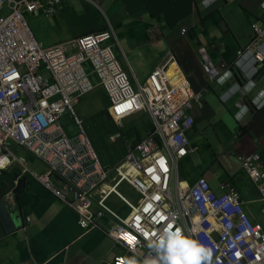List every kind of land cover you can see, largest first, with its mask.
<instances>
[{
  "label": "crops",
  "instance_id": "0c3cea01",
  "mask_svg": "<svg viewBox=\"0 0 264 264\" xmlns=\"http://www.w3.org/2000/svg\"><path fill=\"white\" fill-rule=\"evenodd\" d=\"M31 15L44 16L42 10ZM46 18L61 34L56 44L102 32L109 26L112 38L107 45L134 89L169 59L186 76L194 92L206 89L200 100L192 104L193 126L185 133L191 152L177 162V177L188 185L202 177L217 195L221 193L220 184L228 185L238 196L247 219L262 227L260 196L238 157L257 154L259 163L255 168L264 171V67L258 71L254 87L246 93L229 94L227 90L244 82L233 62L236 52L250 43L251 27L264 29L263 0H231L210 9H202L200 0H59L53 14ZM201 57L209 60L223 79L229 71L233 78L224 86L209 81L201 69ZM246 66L249 68V64ZM83 70L94 86L90 93L95 96L89 104L100 102L107 109V98L90 65L84 64ZM174 71L172 66L170 73ZM81 98L73 105L77 114L83 112ZM239 104L255 105V110L251 107L253 110L241 124L234 121L240 113ZM143 115L146 113H136L118 124L104 117L118 129L132 118L129 126L132 129L123 136H108V165L97 151L108 172L100 189L113 186L112 169L128 148L146 136L149 124L143 123ZM10 150L24 159L28 172L22 174L16 163L0 172V202L12 203L6 207L13 223L12 228H7L0 220V264H108L115 256L123 255V250L104 234L113 225L108 215L95 217L98 229L84 234L77 225L76 213L33 178L32 175L44 174V165L21 148L10 147ZM115 191L130 204H138L140 197L128 184L120 183ZM98 193L92 198L90 208L94 214L99 211L95 204ZM120 198L110 195L105 204L115 215L124 218L129 210Z\"/></svg>",
  "mask_w": 264,
  "mask_h": 264
},
{
  "label": "built area",
  "instance_id": "2783aa9c",
  "mask_svg": "<svg viewBox=\"0 0 264 264\" xmlns=\"http://www.w3.org/2000/svg\"><path fill=\"white\" fill-rule=\"evenodd\" d=\"M4 3L34 8L31 0H0V6ZM252 30L256 38L263 37L264 31ZM107 39V34L91 35L41 50L16 15L0 19V169L16 161L7 149L8 141L23 147L46 166L45 174L36 180L77 213L79 228L87 232L96 227L91 198L106 172L84 133L68 138L57 122L64 111L72 112L74 96L92 89L81 67L88 61L114 120L136 112H145L151 119L150 135L128 151L124 166L114 169L116 184L127 182L141 194L140 204L133 207L124 201L131 214L122 219L104 204L116 185L98 194L97 216L112 218L107 235L124 252L109 264H123L126 257L141 264L154 258L148 241L169 222L209 249V264H264L263 229L248 221L232 189L220 185L222 193L217 196L202 177L192 185H178L173 193L169 188V165L174 168L175 161L190 152L184 133L193 125L192 104L204 89L194 92L181 73L169 75L171 65L166 63L134 90L109 48L100 45ZM255 58L262 61L260 53ZM40 64L49 77L37 73ZM201 67L213 80L215 72L203 58ZM238 161L256 185L264 217V171L255 168L259 157L241 156ZM17 162L22 166V160ZM125 235L132 237L131 244L123 239Z\"/></svg>",
  "mask_w": 264,
  "mask_h": 264
},
{
  "label": "clouds",
  "instance_id": "9594fccd",
  "mask_svg": "<svg viewBox=\"0 0 264 264\" xmlns=\"http://www.w3.org/2000/svg\"><path fill=\"white\" fill-rule=\"evenodd\" d=\"M11 1V0H10ZM14 1H19V0H14ZM32 2H33V4H34V8L32 9V10H28L27 8H26V6H25V4H20V5H18V6H16L14 3H13V5L12 4H10V5H8L7 3H4V4H2L1 6H0V19H10V18H12V17H14L15 15L18 17V19H19V21H23L24 23H25V25H26V27H27V29H28V32H29V34H30V36L33 38V40L35 41V43L38 45V47L41 49V50H48V49H51V48H53V47H56V46H59V45H64V44H66V43H68V42H71V41H73V40H75V39H78V38H80V37H85V36H91V35H101V34H107L108 35V39L107 40H105L103 43H101L100 45L102 46V47H107V48H109V50L111 51V53L113 54V56L115 57V59H116V61H117V58H116V56H115V54L113 53V51L110 49V47L107 45V43L109 42V40L112 38V32H111V29H110V27L109 26H107V28H106V30H104V31H102V32H98V33H91V34H87V35H82V36H77V37H75V38H73V39H71V40H69V41H66V42H63V43H61V44H56V45H53V46H51V47H49V48H41V46L36 42V40H35V38H34V36H33V34H32V32H31V30L29 29V27H28V25H27V23L25 22V20H24V18H23V14L24 13H28V14H33V13H35V12H37L38 10H42V14L45 16V17H48V16H50V15H52L53 14V12H54V8L59 4V0H31ZM42 1H45L43 4L41 3ZM231 0H203L202 2H201V0H200V6H201V8L202 9H210L211 7H213L214 5H216V4H219V3H221V4H224V3H228V2H230ZM44 5V6H43ZM263 7H264V0H263ZM253 27H255V28H257V29H259V30H261V31H264V29H261V28H258L257 26H255V25H253L252 27H251V34H252V36H251V41H250V43L245 47V48H243L242 50H239V51H237L236 52V60L233 62V67L242 75V77H243V79H244V82H242V83H239V84H236V85H232L227 91L228 92H230L229 94H235V93H239L240 95L242 94V93H246L248 90H249V88H251V87H254V85H255V82H254V80H255V78H256V76H257V74H258V71L262 68V67H264V33H263V37L262 38H256V36L254 35V33H253V30H252V28ZM183 31H185V30H183ZM182 32V31H181ZM182 33H184V32H182ZM258 53H260V55H261V57H262V61H258L256 58H255V55L256 54H258ZM204 60H206V62L210 65V67L213 69V71L215 72V75H214V79L213 80H211V82H216V83H218V84H220L221 86H224L225 84H226V82H228L230 79H232L233 78V73H232V71H229V72H227V73H225L226 74V78L225 79H223L222 78V76L220 75V73L213 67V65H212V63L209 61V60H207V59H204ZM118 62V61H117ZM201 62H202V57L200 58V66H201ZM89 64V62L88 61H86V62H84L83 64H82V69H83V65L84 64ZM166 63H170V69H171V67L172 66H174L175 67V71L174 72H179V73H181V71L179 70V68L177 67V65L174 63V62H172L170 59L166 62ZM165 63V64H166ZM118 64H119V62H118ZM247 64H249V68L246 66ZM90 65V64H89ZM164 65V64H163ZM162 65V66H163ZM119 66H120V64H119ZM90 67H91V65H90ZM120 68H121V66H120ZM170 69H169V75H172L173 73H170ZM201 69H202V67H201ZM91 70H92V68H91ZM121 70H123L122 68H121ZM37 73L39 74V75H41V76H43V77H47L48 76V73H47V71L45 70V66L43 65V64H40L39 65V67L37 68ZM42 71L44 72V74H42ZM84 71V70H83ZM93 72V71H92ZM124 72V71H123ZM85 73V72H84ZM125 73V72H124ZM203 73H204V71H203ZM94 74V73H93ZM126 74V73H125ZM205 74V73H204ZM86 75V74H85ZM181 75L187 80V78H186V76H184L182 73H181ZM127 76V75H126ZM205 76L207 77V75L205 74ZM49 77V76H48ZM87 77V76H86ZM96 77V76H95ZM128 78V77H127ZM208 78V77H207ZM88 79V78H87ZM97 79V78H96ZM209 80V79H208ZM89 81V80H88ZM129 81V80H128ZM188 81V80H187ZM210 81V80H209ZM90 82V81H89ZM97 82H98V80H97ZM130 83V82H129ZM189 83V82H188ZM91 84V83H90ZM92 85V84H91ZM190 85V84H189ZM99 86V85H98ZM93 85H92V89L89 91V92H87L86 94H84V95H81V96H74V101L72 102V107H71V110H72V112H69V111H64L62 114H69L71 117H72V119H73V121H74V123L77 125V126H79V133L77 134V135H75V136H67V135H65V133H64V131H63V129H62V127H61V125L59 124V119H60V116L62 115H60L59 116V118H58V125L60 126V128H61V130H62V132H63V134L66 136V137H68V138H73V137H77V136H79V134H80V132L82 131L83 133H84V131L82 130V128L80 127V123H79V121L76 119V117H75V115H74V110H73V105L75 104V102L77 101V99L78 98H80V97H84L85 95H87L88 93H90L92 90H93ZM132 87V86H131ZM191 87V86H190ZM100 89L102 90V88L100 87ZM134 89V88H133ZM134 90H136V88L134 89ZM201 90H203V89H201ZM200 90V91H201ZM232 90V91H231ZM102 92H103V94L105 95V97H106V94H105V92L102 90ZM199 92V91H198ZM204 92H206V89H204ZM203 92V93H204ZM202 93V94H203ZM107 98V97H106ZM107 101H108V99H107ZM251 107H253L254 108V110H255V105L253 104H251V106H246V105H240L239 104V106L237 107V109H239V111L238 112H240V113H237L236 114V116H235V118H234V121L237 123V124H241V122H243V120L248 116V114L251 112V109L253 110V108H251ZM108 108H109V101H108V107H107V109L105 110V114L108 116V119L112 122V123H114V124H118L121 120H123L124 118H127V117H130V116H132V115H134V114H136V113H139V112H136V113H134V114H132V115H130V116H127V117H124V118H122V119H119V120H114L110 115H109V113H108ZM256 108H259V106H257L256 105ZM191 112V111H190ZM142 113H145V112H142ZM147 114V113H146ZM149 118H150V116H149ZM193 126V125H192ZM192 128V127H191ZM190 128V129H191ZM189 129V130H190ZM188 130V131H189ZM152 132V130H151V119H150V122H149V127H148V131H147V134H146V136L143 138V139H141L140 141H138L136 144H134L132 147H130V148H128L127 150H126V152H125V154H124V156L128 153V151L129 150H131V152H133V150L135 149V147L139 144V143H141L144 139H146L149 135H150V133ZM187 132V131H186ZM185 132V133H186ZM184 133V134H185ZM84 137H86V139L88 140V142L90 143V141H89V139L87 138V136L85 135V133H84ZM186 138V137H185ZM109 140L110 141H112L113 140V137H110L109 138ZM187 141V140H186ZM90 145H91V143H90ZM187 146H188V143H187ZM10 147L12 148V147H18V148H21V149H23L24 151H26L28 154H30L33 158H35L29 151H27L26 149H24L23 147H21V146H18V145H16V144H14L13 142H11V141H8L7 142V149H8V151L11 153V155L16 159V161H11V163L9 164V165H7L5 168H3V169H0V172H4L6 169H8L12 164H14V163H16V164H18L19 165V163L17 162V160H22L23 162H22V166L21 165H19L20 167H21V170H22V174H25V173H27L28 171L24 168V166H25V161H24V159H22V158H18V157H16L12 152H11V150H10ZM91 147H92V145H91ZM93 148V147H92ZM93 150H94V148H93ZM188 150L190 151V149L188 148ZM94 152L96 153V155L98 156V159H99V161H100V164H101V166H102V162H101V159H100V157H99V154L97 153V151H95L94 150ZM191 152V151H190ZM189 152V153H190ZM188 153V154H189ZM187 154V155H188ZM186 155V156H187ZM257 155V154H256ZM124 156H123V158H124ZM186 156H184L183 158H185ZM248 156V155H247ZM241 157V156H240ZM243 157V156H242ZM121 159V161L112 169V172L114 173V182H113V186L112 187H114V185H116L115 187H114V193L112 192L110 195H114V196H116V197H118V198H120L118 195H117V193H116V191H115V188L120 184V183H126V184H128L127 182H125V181H122V182H120V183H117L116 184V180H117V177H116V173H115V171H114V169L115 168H117V167H121V165L122 166H124L123 164H124V159ZM183 158H181V159H183ZM239 158V157H238ZM38 162H40L42 165H44L41 161H39L37 158H35ZM181 159H178V160H176L175 161V163H174V168L173 167H171L170 165H169V167H170V169H171V173H170V181H169V188H170V190H171V192L173 193V190L175 189V187H177L178 185H181V186H184V185H188V184H186V183H182L179 179H177V174H176V166H177V162L179 161V160H181ZM239 162V161H238ZM259 163V162H258ZM257 163V164H258ZM240 164V163H239ZM44 167H45V172H46V166L44 165ZM102 168L104 169V167L102 166ZM122 169H126V167H122ZM130 170V169H129ZM257 170V169H256ZM104 171L106 172V178H107V170H105L104 169ZM45 172H44V174H45ZM262 172V171H261ZM30 173V172H29ZM128 173H131L132 175L134 174L131 170L128 172ZM44 174H42V175H44ZM42 175H40V176H42ZM247 175V174H246ZM33 176V178L36 180V177H39V176H34V175H32ZM248 176V175H247ZM106 178H105V180H104V182H102V184L100 185V186H98V189L96 190V191H100V187H102L104 184H105V181H106ZM198 178H200V177H198ZM197 178V179H198ZM248 178H249V176H248ZM196 179V180H197ZM204 179V178H203ZM250 179V178H249ZM195 180V181H196ZM205 180V179H204ZM251 180V179H250ZM37 181V180H36ZM252 181V180H251ZM38 182V181H37ZM54 182H56V181H54ZM208 184V183H207ZM129 185V184H128ZM192 185V184H191ZM220 185H225V186H227L228 188H230L228 185H226V184H220ZM219 185V186H220ZM42 186V185H41ZM130 186V185H129ZM209 186V185H208ZM219 186H218V189H219ZM256 186V185H255ZM43 187V186H42ZM112 187L111 188H109V189H104L105 191H107V190H110V189H112ZM18 187L16 186V188L15 189H17ZM44 188V187H43ZM138 195H139V202H138V204H140V201L142 200V196H141V194H139L133 187H131ZM210 188V187H209ZM230 189H232V188H230ZM257 189V188H256ZM46 190V189H45ZM211 190V189H210ZM233 190V189H232ZM15 191V190H14ZM234 191V190H233ZM258 191V190H257ZM96 193V192H95ZM214 193V192H213ZM222 193V192H221ZM221 193L220 194H218V195H221ZM235 193V192H234ZM99 194V193H98ZM215 194V193H214ZM236 194V193H235ZM259 194V193H258ZM109 195V196H110ZM215 195H217V194H215ZM217 195V196H218ZM53 196V195H52ZM95 196V194L92 196V198ZM108 196V197H109ZM259 196H260V194H259ZM54 197V196H53ZM107 197V198H108ZM238 197V196H237ZM92 198H91V204H92ZM97 199H96V202H97V200H98V195H97V197H96ZM107 198L105 199V202H106V200H107ZM57 199V198H56ZM121 199V201L124 203V201H126V200H124V199H122V198H120ZM239 200V199H238ZM8 202H6V203H4L6 206H10V205H12V203H9L10 202V200H7ZM60 201V200H59ZM260 201H261V197H260ZM2 202V201H1ZM96 202H95V204H96ZM105 202H104V204H105ZM127 202V201H126ZM240 202V201H239ZM63 203V202H62ZM129 203V202H128ZM241 203V202H240ZM64 204V203H63ZM125 204V203H124ZM130 204V203H129ZM138 204L137 205H132V204H130V205H132L133 207H136V206H138ZM65 205V204H64ZM66 206V205H65ZM97 206V205H96ZM105 206H106V204H105ZM125 206L127 207V205L125 204ZM67 208H69L68 206H66ZM107 207V206H106ZM7 208V207H6ZM90 208H91V206H90ZM108 208V207H107ZM128 208V207H127ZM262 208H263V204H262ZM70 209V208H69ZM109 209V208H108ZM242 209V208H241ZM70 210H72V209H70ZM99 210V209H98ZM128 210H129V212H128V214H127V216H125L124 218H122V219H126L127 217H129V215L131 214V210L128 208ZM73 211V210H72ZM91 211V210H90ZM111 211V210H110ZM75 212V211H74ZM99 212V211H98ZM97 212V213H98ZM112 212V211H111ZM243 212V211H242ZM76 213V212H75ZM91 213H92V211H91ZM97 213H92L93 215H94V218L95 217H99V216H97ZM113 213V212H112ZM261 213H262V210H261ZM76 215H77V213H76ZM102 215H106V214H102ZM109 216V215H108ZM262 216H263V214H262ZM110 217V216H109ZM111 218V217H110ZM121 218V217H120ZM247 218V217H246ZM264 218V217H263ZM112 219V218H111ZM26 221H28V219H26ZM93 221H94V219H93ZM249 221V220H248ZM77 222H78V215H77ZM250 222V221H249ZM251 223V222H250ZM95 224V223H94ZM113 224H114V222H113ZM252 224V223H251ZM78 225V224H77ZM96 225V224H95ZM258 225V224H257ZM113 226V225H112ZM79 227V226H78ZM112 228V227H111ZM110 228V229H111ZM262 228V227H261ZM80 229V228H79ZM93 229H98V227H97V225H96V227L95 228H92V229H89L88 231H90V230H93ZM109 229V230H110ZM81 230V229H80ZM84 234L85 233H87V232H85V231H83V230H81ZM107 232H108V230L104 233L107 237H109L108 235H107ZM110 238V237H109ZM111 239V238H110ZM123 239L125 240V241H127L128 243H132V237L131 236H129V235H127V236H123ZM112 240V239H111ZM113 241V240H112ZM114 242V241H113ZM116 244V243H115ZM116 246L117 247H119V248H121L120 246H118L117 244H116ZM147 247L148 248H150V249H152L153 250V252L155 253V255H154V258H147V259H145L144 260V262H143V264H209V257H210V251H209V249L205 246V245H203V244H201L199 241H197L196 239H194L191 235H189L188 233H186L181 227H179V226H177V227H173V224L171 223V222H169V223H167L166 225H164L161 229H159L155 234H154V236H153V238L152 239H150L149 241H148V244H147ZM122 249V248H121ZM139 252H143V251H139ZM124 253V252H123ZM140 254H142V253H140ZM119 256H123V255H119ZM116 257V256H115ZM113 260V259H112ZM111 260V261H112ZM136 261H138V260H135L134 258H129V257H126V258H124V261H123V264H137V262ZM140 262V261H139ZM109 263H111V262H109ZM108 263V264H109ZM117 264H120V261H117ZM140 264H141V262H140Z\"/></svg>",
  "mask_w": 264,
  "mask_h": 264
},
{
  "label": "rangeland",
  "instance_id": "374dc122",
  "mask_svg": "<svg viewBox=\"0 0 264 264\" xmlns=\"http://www.w3.org/2000/svg\"><path fill=\"white\" fill-rule=\"evenodd\" d=\"M23 18L27 23L29 29L31 30L36 42L41 46V48L44 49L46 47H51L60 41L59 39L61 38V34L55 27L52 26L50 20H47L46 17H37L35 15L24 13ZM93 96H95V93L92 92L82 97L81 103L84 104L83 112L82 114H77L74 108V115L79 121L80 127L89 139L94 150L100 152V154L103 156V163L108 165L110 163V146L107 143L108 136L115 134L123 136L125 133L131 131L132 128H130L129 126L132 123V118L123 122L121 128L118 129L117 127H114L111 122L105 120L104 114L106 108L100 106L98 104L100 102L96 103L95 101H93V103L95 102L93 105L89 104ZM146 116L143 115L142 121L144 124L147 122L149 124V115L146 114ZM59 124L61 125L65 135L67 136H75L79 133V126L74 123L69 114H62L59 119ZM177 170L178 163L176 166V174ZM136 204L137 202L133 205ZM261 225L264 232V221H262Z\"/></svg>",
  "mask_w": 264,
  "mask_h": 264
},
{
  "label": "water",
  "instance_id": "95a60500",
  "mask_svg": "<svg viewBox=\"0 0 264 264\" xmlns=\"http://www.w3.org/2000/svg\"><path fill=\"white\" fill-rule=\"evenodd\" d=\"M104 117L109 120L106 114H104ZM11 216L10 210L6 208V205L3 202H0V220L7 228H12L13 226Z\"/></svg>",
  "mask_w": 264,
  "mask_h": 264
},
{
  "label": "bare ground",
  "instance_id": "6f19581e",
  "mask_svg": "<svg viewBox=\"0 0 264 264\" xmlns=\"http://www.w3.org/2000/svg\"><path fill=\"white\" fill-rule=\"evenodd\" d=\"M174 69H175V67H174Z\"/></svg>",
  "mask_w": 264,
  "mask_h": 264
},
{
  "label": "snow or ice",
  "instance_id": "6c2138e0",
  "mask_svg": "<svg viewBox=\"0 0 264 264\" xmlns=\"http://www.w3.org/2000/svg\"><path fill=\"white\" fill-rule=\"evenodd\" d=\"M125 236H127V235H125Z\"/></svg>",
  "mask_w": 264,
  "mask_h": 264
}]
</instances>
